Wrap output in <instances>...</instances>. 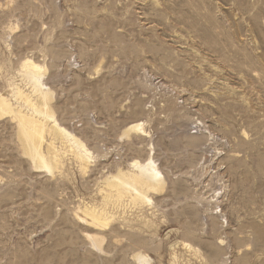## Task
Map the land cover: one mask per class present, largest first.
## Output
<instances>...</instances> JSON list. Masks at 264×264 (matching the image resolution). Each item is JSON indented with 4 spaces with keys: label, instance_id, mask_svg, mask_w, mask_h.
Here are the masks:
<instances>
[{
    "label": "rangeland",
    "instance_id": "rangeland-1",
    "mask_svg": "<svg viewBox=\"0 0 264 264\" xmlns=\"http://www.w3.org/2000/svg\"><path fill=\"white\" fill-rule=\"evenodd\" d=\"M29 57L92 162L55 139L36 167L0 116V264H264V0H0V94L32 115ZM148 158L150 201L108 188Z\"/></svg>",
    "mask_w": 264,
    "mask_h": 264
},
{
    "label": "bare ground",
    "instance_id": "bare-ground-1",
    "mask_svg": "<svg viewBox=\"0 0 264 264\" xmlns=\"http://www.w3.org/2000/svg\"><path fill=\"white\" fill-rule=\"evenodd\" d=\"M26 58H25L26 67L31 66L32 67L31 69L33 70L31 71L30 74L27 73L26 77H27L28 84H30V87L32 88L33 94H35L36 96L35 97L36 102L35 103L33 102L34 99L31 98V95L25 94L26 91L24 92L23 91L24 89L23 90L15 89L16 91H15L14 96L16 99L21 100V102L23 100L24 101L23 103L29 104L31 106L32 115L26 114V112L24 113V111L20 109L16 110L13 103L8 99L9 97L6 98L2 94H0V116L3 117L5 114H12L13 118H15L18 121L17 125H20L19 139H21L22 141L24 153L28 155L34 161L36 167H39L42 169H49V170L50 169L52 170L54 168L55 164L58 162L57 152H53L54 148H57L55 147L56 145H54L55 139L66 140L68 144L70 143L71 147L76 152L77 158L80 159V161H82L81 164L84 162V164L88 166V164L92 162L91 161L92 153L89 151V149H87L85 144L79 138H77L75 134L68 131L66 128L60 126L59 122L54 117V115H51L52 111H50V114L48 113L49 106H50L49 104L51 101V91L49 90V88L45 87L44 83L41 81V76L38 74L40 72L39 70H41L42 68L41 67L42 65L40 66L39 64L35 63L30 57L28 59ZM29 105L27 106L29 107ZM47 120L51 121L50 123L51 125L50 126L48 125L53 135V137H51L52 140L50 139L51 141L50 140L47 141L46 139V135L48 133L47 131L48 121ZM143 126H144V123L142 122L132 123L128 125L126 129L124 130L123 137L124 138L128 137L130 133L132 132L143 133L144 128H145ZM44 142L48 144L47 146L48 148L46 149H48L47 153H49L51 156H48V154L45 153L46 151H44L42 147ZM69 149L70 148H68V150ZM59 151H62V150H59ZM130 167H131L130 173L125 172L123 170L121 171L119 169L120 171L118 170L119 172H117L116 175H113L111 177L109 176V178L106 179L108 182L107 185L109 186L108 188H115L117 191V193L115 194H117V197H119L120 199L121 197L128 194L134 201H139V202L150 201L151 199L148 196V192L152 190H160L164 186V177L162 176V173L153 164L152 158H148L144 162L143 161L141 162L135 159L130 162ZM109 193L111 192L109 191ZM113 197H116V196H113ZM105 202L106 201H104V203ZM88 215L91 216L92 217L91 219H93L94 221H100V216H99V213L96 211V209L88 210ZM96 226L98 227L97 224ZM98 238L92 236L90 240L93 239L94 240L93 244L97 246L99 249H101L102 241L100 240L101 238L100 239ZM136 261L138 264H149L150 263V259H148L147 256L140 255V253L139 255H136Z\"/></svg>",
    "mask_w": 264,
    "mask_h": 264
}]
</instances>
